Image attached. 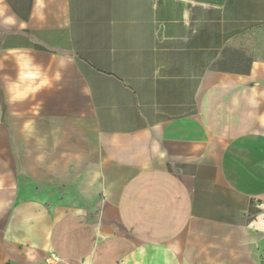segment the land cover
Returning <instances> with one entry per match:
<instances>
[{"label":"crops","instance_id":"crops-1","mask_svg":"<svg viewBox=\"0 0 264 264\" xmlns=\"http://www.w3.org/2000/svg\"><path fill=\"white\" fill-rule=\"evenodd\" d=\"M0 9L7 73L71 61L37 102L0 80V264H260L264 0Z\"/></svg>","mask_w":264,"mask_h":264},{"label":"clouds","instance_id":"clouds-1","mask_svg":"<svg viewBox=\"0 0 264 264\" xmlns=\"http://www.w3.org/2000/svg\"><path fill=\"white\" fill-rule=\"evenodd\" d=\"M0 22L14 25L16 20L6 15L4 9H0ZM13 61L14 76L4 70V65H0V80L4 81L12 103L29 100L37 102L42 91L52 90L63 79L64 71L71 63L70 60L60 58L45 65L38 62L30 52L15 56Z\"/></svg>","mask_w":264,"mask_h":264},{"label":"rangeland","instance_id":"rangeland-1","mask_svg":"<svg viewBox=\"0 0 264 264\" xmlns=\"http://www.w3.org/2000/svg\"><path fill=\"white\" fill-rule=\"evenodd\" d=\"M261 243L260 246L257 248V251H253V254L258 255V260L260 264H264V234L260 236ZM256 250V249H255Z\"/></svg>","mask_w":264,"mask_h":264},{"label":"built area","instance_id":"built-area-1","mask_svg":"<svg viewBox=\"0 0 264 264\" xmlns=\"http://www.w3.org/2000/svg\"><path fill=\"white\" fill-rule=\"evenodd\" d=\"M46 264H52V261L50 258L46 259Z\"/></svg>","mask_w":264,"mask_h":264}]
</instances>
